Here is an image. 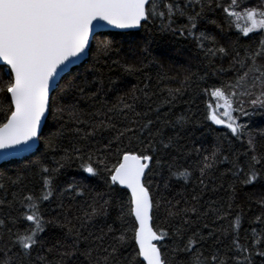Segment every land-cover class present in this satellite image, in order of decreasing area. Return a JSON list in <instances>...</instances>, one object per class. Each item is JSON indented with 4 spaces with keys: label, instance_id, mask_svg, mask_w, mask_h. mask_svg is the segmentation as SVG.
<instances>
[{
    "label": "snow or ice",
    "instance_id": "6c2138e0",
    "mask_svg": "<svg viewBox=\"0 0 264 264\" xmlns=\"http://www.w3.org/2000/svg\"><path fill=\"white\" fill-rule=\"evenodd\" d=\"M213 2L187 0L182 6L170 0H161L159 5L156 0H0V61L3 62L0 65V149L7 150L5 156H13L31 151L42 138L46 146L55 144L56 138L63 136L65 126L61 125L57 131L42 137V123L48 119L49 113L54 117L57 113H69L70 119L77 125L73 130L79 137L73 141L71 150H65L63 156L54 159L55 167L41 161L30 166L39 169L30 173L39 177V183L32 188L24 183V169L19 170L15 178H6L17 190L12 191L11 199H8V189L4 188L5 196L0 197V211L7 210L6 215L0 216V264H254V255L264 259V250L253 253V249H264V237H255V229V238L250 242H240L235 231L239 227V214L230 226L231 245L223 254L217 230L210 228L208 223L199 226V222L209 216L217 220L226 218L222 207L212 206L215 201L209 202L210 206L203 210L200 207L201 196L209 191V179H215L211 173L218 163L227 161L232 165L228 171L232 173L234 182L243 176L241 182L249 185L264 177V152H257L254 137L249 135L247 149L243 154L237 152L231 156L222 155L221 147H215L208 155L200 157L192 171L187 168L181 171L175 158L171 163L167 162V155L172 149H182L183 145L179 144L180 133L193 123V117L185 113L170 119L171 112H164L163 115L160 113L163 105H171L177 96L184 94L181 89H167V96L153 108L148 101L155 93L147 91V83L144 88L133 86L130 94L118 97L111 107L107 106V91L103 81L95 92L90 90L88 81L77 84L75 78L66 81L65 86L61 87V81L71 72V66L91 50V41L97 29H137L146 26L157 16L161 20V31L171 29L175 22L174 15L185 17L186 23L180 27V34L184 35L186 30L187 36L203 50L205 58L218 55L221 58L228 57L229 48L215 36L206 31L197 32L198 26L206 19L203 15L205 9ZM158 7L166 11L157 12ZM216 7L219 8V4ZM237 8L243 11H235ZM223 12L226 17L235 20L237 40L232 41L230 69L220 68L219 71L226 73L236 69L237 80L211 90V98L218 102L215 106L212 103L207 105L209 111L206 119L215 125H224L235 139L241 140L245 126L238 123L234 116V112L241 109L233 108V99L237 93L229 94L226 89L239 86L240 80H246L249 73H252L253 87L258 84L261 95L251 99L250 103L264 106V65L257 64L259 59L264 58V39L255 49L238 46L240 33L246 38L250 34L264 32V4L246 7L232 0L228 7L223 8ZM241 19L244 20L243 27L239 23ZM208 22L215 24L222 36H227L221 24L215 20ZM209 43L212 45L210 48L206 46ZM111 47V40L99 41L98 58L99 54L110 51ZM143 51L145 49H141ZM130 52L136 55L135 49H130ZM124 70L129 74L140 71L133 64ZM199 79L203 80L204 77ZM192 83V77H185L181 81V84L188 87ZM138 92L143 95L142 102L148 111L136 110L141 103ZM163 92L161 90V94ZM69 93H73L71 99L75 102L56 107L57 100L65 99ZM84 100L92 101L93 107L98 104L100 109L107 108V111L90 112L89 117L95 119H82L85 112L80 102ZM150 113H155V119H147ZM117 117L127 120L130 125H136L138 117H144L146 122L140 123L138 127L126 125L117 129L114 123ZM167 127H171L176 135L166 136L164 129ZM106 129L114 131L116 135L108 140L102 151L108 152L116 145L115 162L110 163L107 156H97L93 161L91 152L85 154L87 142ZM125 138L129 144L135 140L137 144L145 146H122ZM77 144L80 146L77 147ZM194 150L198 155L201 152L200 148ZM241 155L244 156L243 161L239 159ZM73 159L81 161L83 172L101 177L113 195L122 193L116 200L119 228L112 224L106 225L107 230L94 227L97 217H107L108 209L105 205L109 201H103L99 207L93 201L88 206L90 210H82L81 214L76 215L72 214L71 205L65 209L64 199L68 194L88 191L87 186L77 182L64 187L58 184V174ZM153 161L157 168L167 166L169 179L175 176L178 180H192L193 191L198 186L199 194L173 203L159 194V186L153 190L150 182L145 183ZM196 170L199 176L193 179ZM3 187L0 185V188ZM229 187L233 191L229 198L231 209L235 188L234 184ZM164 188H169V180H165ZM125 195L127 199H124ZM52 199L58 201L53 210L55 214L47 216L43 206ZM72 199L75 200L76 195ZM190 201L191 207L188 206ZM182 203L185 205L183 208L180 207ZM161 208L179 225L173 224L170 231L161 230L158 233L153 228V216ZM193 216L195 219H192ZM90 225L93 227L90 228ZM204 229H207L206 235ZM53 230H59L58 234ZM223 235L227 237L228 231H224ZM165 237L174 241V258L169 257L165 247L158 246ZM128 248H131L130 259L121 254ZM180 256L186 258L180 259Z\"/></svg>",
    "mask_w": 264,
    "mask_h": 264
},
{
    "label": "trees",
    "instance_id": "16d2710c",
    "mask_svg": "<svg viewBox=\"0 0 264 264\" xmlns=\"http://www.w3.org/2000/svg\"><path fill=\"white\" fill-rule=\"evenodd\" d=\"M156 2L159 5L161 0H156ZM170 2L180 3L183 6L187 0H170ZM231 2L232 0H214L209 8L205 9L203 15L206 19L197 29V32L206 31L208 34L215 36L221 44L227 46L230 50L228 57L221 58L218 55L205 58L203 50L197 46L192 38L187 36L186 30L184 35L180 34V27L186 23L185 17L174 15L173 20L175 22L172 23L171 29L161 31V20L157 16L137 31H103L96 34L95 38L91 41V50L88 52L86 60L71 69V72L61 81V87L65 86L66 81H71L75 78L77 84L88 81L90 90L95 92L100 87V82L103 81L107 91V106L111 107L116 103L118 97L130 94L133 86L144 88L145 83H147L149 85L147 91L150 94L155 93V95H151V99L148 101L153 108L167 96V89H181L184 93L182 96H177L171 105L165 104L160 109L161 115L164 112H171L170 119H175V116L185 113L193 117V123L189 124L187 129L180 133L181 139L179 140V144L183 145L182 149H172L167 155V162L171 163L173 158H175L176 165L180 167L181 171L185 168L192 171L200 157L208 155L215 147H221L222 155L231 156L237 152L243 154L247 149L249 135L255 138L257 152H264V106L260 103L256 105L250 103L251 99L260 97L261 95L259 85L257 84L253 87L252 73H249L246 80L241 79L239 86L226 89L229 94L232 92L237 93L233 99V108L241 109V111L234 112V116L237 117L238 123L245 126V134L242 139H235L231 131L224 125L217 126L206 119L209 111L207 105L212 103L215 106L218 102L211 98V90L221 87L222 84L227 82L235 83L237 80L236 69H232L226 73L219 71L220 68L230 69V65L232 64V41L237 40L234 18L226 17L223 12V8L228 7ZM237 3H243L246 7H252L264 4V0H237ZM217 4H219V8L216 7ZM189 7H191L190 4ZM197 10L199 11V8ZM159 11H166V9L158 7L157 12ZM235 11L242 12L243 9L237 8ZM212 20L222 25L223 32L227 36H222L216 25L208 22ZM240 25L241 27L244 26L241 23ZM239 35L238 46L254 49L259 46L261 39H264V32L250 34L246 38L243 37L242 33ZM101 40H111L112 47L110 51L99 54L98 58L97 44ZM206 46L212 47L210 43ZM130 49L136 50L135 56L131 54ZM141 49H145V51L141 52ZM241 55L243 56V51H241ZM129 64L135 65L140 71L133 74L125 72L124 69ZM257 64L264 65V58L259 59ZM0 75H2V70H0ZM240 75L243 76V73H240ZM185 77L193 78L191 87L181 84V81ZM199 77H204V79L201 80ZM161 90H164L163 94H161ZM205 90H207V94H205ZM242 93H248V95H242ZM85 94L87 95V93ZM72 95L73 93H69L65 99H58L55 106L59 107L62 104L75 102L71 99ZM101 95L103 97V93ZM137 95L141 96V103L138 104L136 110L139 112L148 111V108L142 102L143 95L139 92ZM80 107L85 112V115L81 117L82 119H95V117H89L88 114L90 112L94 113L100 110L103 113L107 111V108L100 109L98 104L93 107L92 101L88 100L81 101ZM243 112H247L248 114L244 115ZM131 118V114L129 113V119ZM136 119V125H130L127 120H123L120 117H117L114 123L117 129H121L126 125L138 127L140 123L146 122L144 117ZM147 119H155V113H150ZM61 125L65 126L64 134L57 137L55 144L52 146H46L45 140L42 138L39 140L37 149L30 155L7 160L0 164V185L4 186L0 188V197L5 196L4 188L8 189V199H11L12 191L17 190L15 186L7 182V177L15 178L16 173L24 169L26 176L24 183L28 188H32L39 183V177L30 174L33 171L39 170L38 168H31L32 164L36 161H41L51 167H55L56 165L53 163L54 159H59V157L63 156L65 150H71L73 141L78 140L79 137L73 130L77 125L75 121L70 119V115L67 112L57 113L55 117L49 113L41 136L47 137L51 132L57 131ZM159 126L157 125V127ZM164 132L166 136L176 135V132L171 127L165 128ZM115 135L114 131L107 129L98 132L95 137L90 138L87 142L85 154L91 152L93 161L96 160L97 156H107L110 159V163L115 162L117 154L116 145H113L108 152L102 151L108 140ZM76 146L79 147L80 144ZM122 146L141 148L145 145H139L135 140L129 144L127 138H125ZM195 148L201 149L199 155L195 152ZM239 159L243 161L244 156L241 155ZM80 165V160L73 159L58 174L57 180L60 187L77 182L87 186L88 189L83 194H68L64 199L65 209L67 210L69 205H71V212L73 215H76L81 214L82 210H90L88 206L93 201H95L97 207L103 201H109L110 203L105 205L108 209L107 217H97L94 227L96 229L104 227L107 230L106 225L112 224L113 227L119 228L120 221L117 220L119 209L116 205V200L122 193L117 192L116 195H113L101 177L90 176L83 172ZM231 168L232 165L227 161L216 165L211 173V176L215 177V179L214 181L209 179V191L203 193L200 200L201 210L209 207V202L211 201L216 202L212 205L213 207L223 208L226 218L217 220L216 217L209 216L206 220L202 219L199 222L200 227L204 223H208L210 228L217 230L216 235L221 240V254L231 245L232 229L230 226L235 221L237 214H239L240 221L239 227L235 231L238 233L241 243H244L246 240L250 242L255 237H264V206H262V203H264V177H261L252 184L244 185L241 182L244 179L243 176H241L240 180L234 182L232 173L228 171ZM198 176L199 172L196 170L193 179ZM165 180H169L168 189L164 188ZM149 182L153 190H156L157 186H159V194L163 195L166 199L172 200L173 203L176 200L190 198L191 195L199 194L200 192L198 186L195 187V192L193 191L194 185L192 180H178L175 176L169 179L167 166L163 169L157 168L154 161L152 162L151 171L148 172L147 179L145 180L146 184ZM233 184L235 196L231 209H229V198L233 195L232 188L229 186ZM116 187L117 189L120 188ZM212 189H215V191H212ZM73 195H76L75 200L72 199ZM124 199H127L126 195ZM57 203L58 201L55 199L44 203L43 207L47 216L55 214L53 210L56 209ZM184 206L183 203L180 205L181 208ZM188 206L191 207V201ZM6 211H0V216L6 215ZM257 217H260V219L258 220ZM192 219H195V216ZM173 224L178 226L179 222L171 220L163 208L154 213L153 228L158 233L161 230L170 231ZM91 227L93 225H90ZM254 229L255 237L253 236ZM53 231L57 232V234L59 232V230ZM224 231H228L229 235L227 237L223 235ZM204 234H207V229H204ZM5 239H7L6 234ZM173 245L174 241L169 237H165L162 242L158 243V246L165 247L170 258H174V253L172 252ZM258 250L264 249H253V253ZM121 254L130 259L131 248L123 250ZM178 258L184 259L186 257L180 256ZM253 261L254 264H264V259L258 255L253 256Z\"/></svg>",
    "mask_w": 264,
    "mask_h": 264
},
{
    "label": "water",
    "instance_id": "95a60500",
    "mask_svg": "<svg viewBox=\"0 0 264 264\" xmlns=\"http://www.w3.org/2000/svg\"><path fill=\"white\" fill-rule=\"evenodd\" d=\"M139 29H140V28H137V29H131V30H122V29H114V28H111V27H106V28H103V29H97L96 32H97V34H98L99 32H103V31L128 32V31H137V30H139ZM87 56H88V53H87L86 56H82V57H81V58H80L75 64H73V65L71 66V69H72L73 67H75V66L81 64L84 60H86ZM2 64H3V62L0 61V65H2ZM44 123H45V121L42 123V128H43V126H44ZM217 126H221V125H217ZM38 145H39V141H37V142L35 143V145H34L33 148L31 149V151H28V152H21V153H19V154H17V155H13V156H5L4 153H5V151H7V150L0 149V164H1L2 162H4V161H7V160H11V159H14V158H21V157H26V156H28V155H30L32 152H34V151L37 149ZM119 187H120V186H119Z\"/></svg>",
    "mask_w": 264,
    "mask_h": 264
},
{
    "label": "rangeland",
    "instance_id": "374dc122",
    "mask_svg": "<svg viewBox=\"0 0 264 264\" xmlns=\"http://www.w3.org/2000/svg\"><path fill=\"white\" fill-rule=\"evenodd\" d=\"M239 23H241L242 25H244V20L241 19V20L239 21ZM221 103H222V102H221Z\"/></svg>",
    "mask_w": 264,
    "mask_h": 264
},
{
    "label": "bare ground",
    "instance_id": "6f19581e",
    "mask_svg": "<svg viewBox=\"0 0 264 264\" xmlns=\"http://www.w3.org/2000/svg\"><path fill=\"white\" fill-rule=\"evenodd\" d=\"M118 186V185H117ZM119 187V186H118Z\"/></svg>",
    "mask_w": 264,
    "mask_h": 264
}]
</instances>
